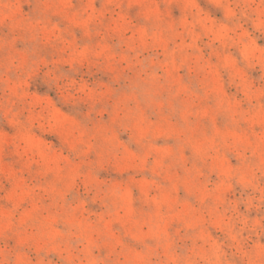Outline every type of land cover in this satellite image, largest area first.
Masks as SVG:
<instances>
[{
	"label": "clouds",
	"instance_id": "9594fccd",
	"mask_svg": "<svg viewBox=\"0 0 264 264\" xmlns=\"http://www.w3.org/2000/svg\"><path fill=\"white\" fill-rule=\"evenodd\" d=\"M259 40L264 0H0V264H264Z\"/></svg>",
	"mask_w": 264,
	"mask_h": 264
},
{
	"label": "rangeland",
	"instance_id": "374dc122",
	"mask_svg": "<svg viewBox=\"0 0 264 264\" xmlns=\"http://www.w3.org/2000/svg\"><path fill=\"white\" fill-rule=\"evenodd\" d=\"M258 44H260V45H262V46H264V40H259L258 41ZM256 73H254V75H255ZM39 89H40V85H36V91L37 92H39ZM49 99H51V97H49ZM57 140H56V138H55V136L54 135H49V136H46L45 137V140H44V143H47V144H51V145H55V144H57Z\"/></svg>",
	"mask_w": 264,
	"mask_h": 264
}]
</instances>
